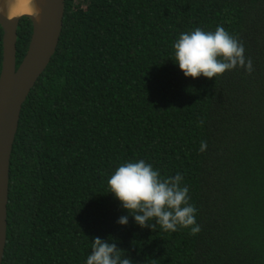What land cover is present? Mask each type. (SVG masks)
<instances>
[{
    "label": "trees",
    "instance_id": "obj_1",
    "mask_svg": "<svg viewBox=\"0 0 264 264\" xmlns=\"http://www.w3.org/2000/svg\"><path fill=\"white\" fill-rule=\"evenodd\" d=\"M64 2L20 112L1 264H86L96 236L132 264H264V0ZM217 26L244 44L252 73L186 77L174 43ZM32 30L23 16L17 65ZM2 36L0 25V72ZM140 159L183 176L198 234L141 227L109 192L115 170Z\"/></svg>",
    "mask_w": 264,
    "mask_h": 264
},
{
    "label": "clouds",
    "instance_id": "obj_2",
    "mask_svg": "<svg viewBox=\"0 0 264 264\" xmlns=\"http://www.w3.org/2000/svg\"><path fill=\"white\" fill-rule=\"evenodd\" d=\"M175 61L186 77L209 79L222 75L237 66L253 71L251 58L245 57L244 44L231 35L223 26L216 30L182 33L174 43ZM203 123L202 121L200 122ZM207 150V141H201L200 151ZM183 176L162 179L159 170L143 159L122 163L108 180L111 193L121 202L124 209L134 217L141 227L157 225L164 231L175 232L179 227L190 228L192 235L202 229L196 222L197 209L189 203V188L181 186ZM155 221L153 224L151 221ZM117 223L127 225L128 215H122ZM86 264H132L128 257L122 258L120 248L96 236Z\"/></svg>",
    "mask_w": 264,
    "mask_h": 264
},
{
    "label": "water",
    "instance_id": "obj_3",
    "mask_svg": "<svg viewBox=\"0 0 264 264\" xmlns=\"http://www.w3.org/2000/svg\"><path fill=\"white\" fill-rule=\"evenodd\" d=\"M0 0L2 67L0 72V264L7 238L9 167L20 112L27 95L54 54L62 30L64 0H32L35 11L10 16ZM23 16L32 21V35L21 62L16 61L17 27Z\"/></svg>",
    "mask_w": 264,
    "mask_h": 264
},
{
    "label": "bare ground",
    "instance_id": "obj_4",
    "mask_svg": "<svg viewBox=\"0 0 264 264\" xmlns=\"http://www.w3.org/2000/svg\"><path fill=\"white\" fill-rule=\"evenodd\" d=\"M35 11L32 0H13L9 4L10 16L22 13H33Z\"/></svg>",
    "mask_w": 264,
    "mask_h": 264
}]
</instances>
